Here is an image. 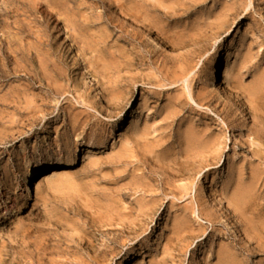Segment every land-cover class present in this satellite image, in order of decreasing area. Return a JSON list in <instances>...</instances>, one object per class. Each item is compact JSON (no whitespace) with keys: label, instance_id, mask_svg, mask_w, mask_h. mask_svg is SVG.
Returning <instances> with one entry per match:
<instances>
[{"label":"rangeland","instance_id":"obj_1","mask_svg":"<svg viewBox=\"0 0 264 264\" xmlns=\"http://www.w3.org/2000/svg\"><path fill=\"white\" fill-rule=\"evenodd\" d=\"M250 2L200 0L194 12L181 18L151 11L150 5L154 4L167 13V0H0V264H38L40 253V264H217L218 244L231 242L225 233L248 247H264V228L259 226L264 224V215L249 232V240L241 220L227 203L235 188L250 183L251 168L258 164L251 157V148L244 145L246 133L224 125V116L207 108L197 110L207 112L208 117L186 108L162 121L159 115L164 114L163 109L175 107L171 101L177 88L166 87L168 91L156 100L151 95L157 89L155 81L144 80L161 66L162 55L176 56L186 51L169 49L164 42L166 36L187 34L199 22L211 23L210 31L203 32L208 50L195 60L196 78L190 90L204 83L216 96L211 108L219 107L221 102L236 103L234 112L240 110L231 118L243 117V111L247 114L243 119L249 118L250 98L237 84L254 85L262 79L264 88V0H252V6ZM151 21L165 31L144 34V41L159 52L157 62L152 66L131 65L134 52L146 48L133 50L128 46L121 38L120 27L144 32L143 23ZM216 68L219 76L213 80ZM126 77L135 78L129 86ZM224 82L230 88L224 87ZM58 87L65 93L53 94L52 89ZM80 94L98 102L97 109H88L81 100L77 103ZM115 95L128 97V104L121 113L116 110L118 116L110 118ZM43 98L49 112L44 119L41 113L36 114L40 117L36 120L32 115L42 110ZM61 104L77 111L89 110L95 115L92 122L108 121L107 143L92 139L98 131L95 133L90 125L68 143ZM192 123L198 124L196 129L204 139H218L211 149H202L209 161L196 183L203 184V203L225 217L223 224L212 226L203 216L207 233L195 230V238L180 243L173 231L176 217L182 212L176 214L178 208L172 203L195 201V189L181 200L179 194L174 199L169 191L168 195L161 194L157 178L165 173L175 176L177 186L189 183L178 175L177 163L182 159L174 142ZM145 125H163L154 134L151 128L150 137L158 136L160 141L161 135L168 136L170 142H160L162 148L148 165L137 158L123 165L119 161L123 141L132 136V129H143ZM92 142L104 147L91 148ZM69 159H76V164L65 168L61 176L38 181L37 174L43 168H59ZM149 169L156 177H151ZM258 188L255 197L259 196L264 204V182ZM153 204L158 206L157 211L146 219L144 230L136 237L119 233L124 225H138L143 220L138 217L139 208ZM93 225L102 230L96 239ZM190 225L197 224L193 220ZM217 229L224 233L222 239L214 235ZM28 232L33 242L29 250L25 238ZM115 236L122 243L111 244L109 251L115 254H98ZM38 238L40 245L34 243ZM123 239L127 241L123 243ZM250 262L264 264V253L259 252Z\"/></svg>","mask_w":264,"mask_h":264},{"label":"bare ground","instance_id":"obj_2","mask_svg":"<svg viewBox=\"0 0 264 264\" xmlns=\"http://www.w3.org/2000/svg\"><path fill=\"white\" fill-rule=\"evenodd\" d=\"M155 1L162 2L164 0ZM199 1L200 0H167V2L169 3V11L167 13L161 12L154 4L150 5V9L153 12H159L165 15V17L179 16L181 18H184L197 9ZM250 6H252V0L250 2ZM130 24L131 27L132 25H134V23ZM143 25L146 28L144 32L138 31L136 29H133L131 31L125 30V26H121V38L128 46H132L133 50H136L138 48L141 49L140 47L142 46L146 48V51L137 50V52H134L133 62L131 63V65L147 64L149 66H152L157 62L159 52L156 50H152L150 44L147 41H144V34L147 31L151 35H159L165 34V31L163 27H160L159 23L155 21L143 23ZM212 25L213 24L211 23H203L201 25V22H199L198 25H193V29H190L187 34L166 36L164 38V42L169 49H171L172 51H186L181 54H177L176 56H168L166 54L162 55L163 58L161 60V66L159 68H156L155 73L146 75L144 80H148V83L155 81L157 89L152 90L151 95L152 98L156 100H160L162 95H164L165 92L168 91V89H165L166 87L174 86V89L177 88V94L172 98L171 101V104H173L175 107L173 110L170 109V111H168L167 108L163 109L164 114L162 113L161 115H159V117L162 118V121L171 119L173 115L176 116L178 113L183 112L186 108H188L190 112L194 111L201 117H208L209 115L207 112L204 113L197 110H205V108H207L206 110H209L212 113L215 112V114H217L218 116H224L222 118V122L224 125L228 127L232 126L234 129H242V131L246 133L245 135L248 138L246 142H244V145H247L249 146V148H251V150H249L251 157L254 161H258V164H254V166L252 163L253 168H251L250 183L240 184L237 188H235L233 191V195L228 198L227 203L230 205L231 209L236 212V217L241 220V224L244 228V234L246 235V237H248L249 240H251L252 237L249 235V232L254 229V226L259 223L258 221H260V219L264 215V204L260 202L261 199L259 198V196L255 197L257 195L256 191L259 189L258 185H260L261 182H264V88L263 85H261L262 79L257 80L256 82L258 84L254 85L245 86L242 82L237 84L240 88H244L246 90V93L248 94L251 101L252 108L250 107L249 109L250 117L246 118L245 120L243 119V117L245 118L247 114L244 115V111L241 113L243 117L231 118L233 114H235L236 116V114H238V111L240 110L237 109L234 112L233 107L236 106V103H234L233 105H228V103L221 102L219 104V107L215 106V109L211 108L213 100L216 99V96L214 95V93H212L211 90H209L206 84L203 83L199 85L198 87H196V90H190L191 82L196 78V68L198 63H196L195 60L201 59L208 50L207 45H204L203 43V32L206 33L210 31ZM208 42L209 41H207V43ZM218 76V68H216L211 75V79L214 80L218 78ZM134 79V77H126L124 80L127 83L126 85L129 86L130 82H132ZM223 85L226 88H230V84L227 82H224ZM60 88L61 87L52 89V93L60 95L64 94L65 91L61 90ZM125 92L127 94L131 93L130 91ZM112 99H114L115 102H113V104H111L110 106V118L118 116L119 114L116 113V110L120 111L119 113H121L126 108V104H128V97L115 95ZM80 100L82 101L83 106L87 107L88 109H97L96 106L98 105V102L92 99L90 95L80 94L78 96L77 103H79ZM43 102L44 103L42 104V110L40 109L32 115L36 120L40 118L36 114L41 113L43 119L48 115L49 107L45 103V98H43ZM193 105H195L197 108H194ZM146 110L149 111V108L147 107ZM59 111H61L65 115L64 126L66 129L64 136H66V140L68 143L72 141V137L76 135L78 131L84 129L88 125L91 126L92 130L94 129L95 133L98 131V133L92 135V139H99L101 143H107V132L110 125L108 121L102 122L99 119H95L92 122V119L95 117V115L89 110L82 109L81 111H77L76 108L65 106V104H61ZM153 115H156V112H154ZM154 119L156 118L154 117ZM195 124L192 123L191 125H189L185 135L183 137L179 135L177 141L174 142V144L176 143L178 145V156L182 159V161L179 160V163H177L178 175L188 180L189 183L177 186L175 185V181H173L175 176L171 174H169L168 176L165 173L160 174V176L157 178V180L159 181V187L162 189L161 194L168 195L167 191H169V194L173 195L174 199H176L177 195L179 194L181 196L178 200H181L186 196H189L193 189H195V201L191 200L190 202H188V204L186 203L184 205L176 204L175 202L172 203L173 207L178 208L176 214H178L179 211L182 212L176 217L175 223L177 222V224L175 225L173 231L175 233L174 235L178 236L177 239L178 242L180 241V243H189L190 239L195 238V230H199V232H202V234L207 233V228L202 223L203 216L207 217L209 222L212 223V226L214 225V223L223 224V218L225 217L224 216L223 218H221L214 210V207L206 206L200 198V195L203 192V184L200 182L196 183V180L198 175H200L202 173V170L205 168L204 164L209 161V159H206L205 150L202 149H211L210 145H213L214 147L217 144L218 139H204L200 136L201 132L197 131L196 129V126H198V124ZM162 127L163 125H158L157 127L145 125L143 129H132V136H128L127 138H125V141H123L121 145L119 158L120 163H122L123 165H129L131 159L134 158L139 159V163L143 162L147 165L148 162L152 163L156 151L159 148H162V144H160V142L165 144L170 142L168 136L161 135L160 141L158 136L150 137L151 128H153L154 134L157 128ZM208 128H210V126H208ZM221 134H224V130H221ZM81 139L84 140L85 138ZM90 147L103 148L104 146H98L94 144V142H92L90 144ZM213 152H218V150L214 149ZM70 154L72 153L70 152ZM144 158L147 159V162H145L146 159L143 160ZM75 164L76 159H69L68 161L62 162L59 168H43L41 172L37 174L39 178L38 181L42 182L45 180L53 179L55 177H59L63 173H65V168L73 167L75 166ZM209 171L210 170H208V172ZM148 173L151 174V177L153 178L157 175L154 171H152V169H149ZM233 174L234 171H231V176ZM32 175L33 173H30L31 177ZM239 179L242 180L243 175H240ZM113 189L115 188H112V190ZM150 189L152 190V188ZM120 190H123V187H121ZM157 207L158 206H155L154 204L151 207L148 205L140 207L138 210V217H142L143 220H140V223L136 226H133L131 224V226L124 225L123 229L119 231V233H121L122 235H133L136 237L141 231L144 230V227L146 226V219H148V217H150L155 213V211H157ZM193 220L197 224L195 227L190 225L191 221ZM259 226L261 228H264L263 223H261ZM92 228L94 230V238L102 232L101 228L98 225H93ZM216 232H218V234L214 235L219 239H222L220 238L221 235H224V233H222V230L217 229L213 231V233ZM182 234H186V236L183 239H179L180 235ZM225 234L229 237L228 239H231V242H220L218 244L219 249L217 251V264H251L250 258L258 256L259 252L264 253V247L262 245H258L253 248L251 246L248 247L240 242V240H237V238L233 235H228V233ZM25 238L27 245L26 248L29 250L33 245V242L31 241V234L28 232ZM126 241H124L123 239L122 242L124 243ZM169 242L171 241H168L167 245L169 244ZM34 243H38L39 245L41 244V242H39V238L36 239ZM111 244H120L117 236H115L114 238H109V241H107L103 246L104 249L102 248V250H99L98 254L106 257L109 254L114 253L113 250L109 251ZM120 245H122V243ZM27 253L29 252L27 251ZM38 255L39 256L37 263L40 264L39 262H41L43 258L42 253ZM238 257L242 258L241 261H238ZM30 263L31 262H29L28 264Z\"/></svg>","mask_w":264,"mask_h":264}]
</instances>
